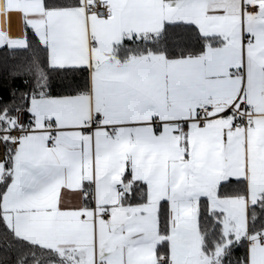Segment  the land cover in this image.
I'll list each match as a JSON object with an SVG mask.
<instances>
[{
	"label": "snow or ice",
	"instance_id": "obj_1",
	"mask_svg": "<svg viewBox=\"0 0 264 264\" xmlns=\"http://www.w3.org/2000/svg\"><path fill=\"white\" fill-rule=\"evenodd\" d=\"M0 264H264V0H0Z\"/></svg>",
	"mask_w": 264,
	"mask_h": 264
}]
</instances>
